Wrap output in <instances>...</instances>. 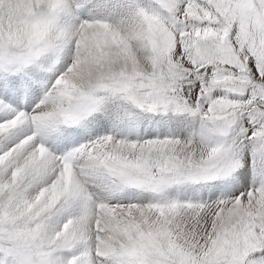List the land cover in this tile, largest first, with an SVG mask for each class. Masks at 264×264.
I'll use <instances>...</instances> for the list:
<instances>
[{"label":"snow or ice","instance_id":"6c2138e0","mask_svg":"<svg viewBox=\"0 0 264 264\" xmlns=\"http://www.w3.org/2000/svg\"><path fill=\"white\" fill-rule=\"evenodd\" d=\"M0 264H264V0H0Z\"/></svg>","mask_w":264,"mask_h":264}]
</instances>
